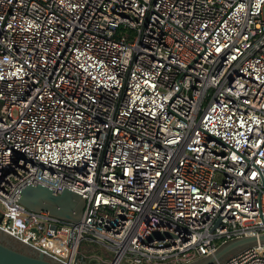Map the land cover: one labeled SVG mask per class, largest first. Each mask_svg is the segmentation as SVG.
<instances>
[{
	"label": "built area",
	"instance_id": "obj_1",
	"mask_svg": "<svg viewBox=\"0 0 264 264\" xmlns=\"http://www.w3.org/2000/svg\"><path fill=\"white\" fill-rule=\"evenodd\" d=\"M37 184L81 218L27 209ZM0 231L60 264L263 233L264 0H0ZM218 264H264V242Z\"/></svg>",
	"mask_w": 264,
	"mask_h": 264
},
{
	"label": "water",
	"instance_id": "obj_2",
	"mask_svg": "<svg viewBox=\"0 0 264 264\" xmlns=\"http://www.w3.org/2000/svg\"><path fill=\"white\" fill-rule=\"evenodd\" d=\"M20 202L32 211L45 210L49 215L76 222L81 218L85 199L76 191L63 188L61 192L54 193L50 188L42 185H26L21 189ZM167 232H154L151 238H161ZM264 242V232L238 236L222 242L216 249L207 255L195 259L187 264H218L242 248ZM0 264H60L46 258L41 251L30 254L0 240ZM177 264H179L177 262Z\"/></svg>",
	"mask_w": 264,
	"mask_h": 264
},
{
	"label": "rangeland",
	"instance_id": "obj_3",
	"mask_svg": "<svg viewBox=\"0 0 264 264\" xmlns=\"http://www.w3.org/2000/svg\"><path fill=\"white\" fill-rule=\"evenodd\" d=\"M0 240H3L2 242L8 243L10 246L18 249L21 252H25V253H30L32 254L34 251L32 249H30L28 246L26 245H21L18 243L17 240L13 239L12 237L4 234L3 232H0ZM91 247L92 251H94L97 255H99L101 258H103L105 261H108L109 259H111L113 252L111 250H109L107 247L104 246H100L96 243L93 244H87L85 242H83L81 244L80 249L83 251H88L89 248ZM31 250V252H30Z\"/></svg>",
	"mask_w": 264,
	"mask_h": 264
},
{
	"label": "trees",
	"instance_id": "obj_4",
	"mask_svg": "<svg viewBox=\"0 0 264 264\" xmlns=\"http://www.w3.org/2000/svg\"><path fill=\"white\" fill-rule=\"evenodd\" d=\"M1 232V231H0ZM14 239V238H13ZM16 240V239H15ZM1 241H3V240H1ZM5 243V242H4ZM18 243H19V241H18ZM6 244H8V243H6ZM19 244H21L22 245V243L20 242ZM9 245V244H8ZM24 245V244H23ZM30 252H31V250H30ZM32 254H35V252H33Z\"/></svg>",
	"mask_w": 264,
	"mask_h": 264
}]
</instances>
